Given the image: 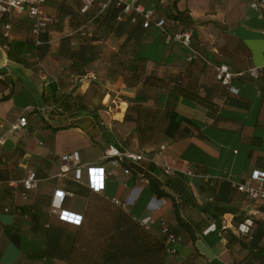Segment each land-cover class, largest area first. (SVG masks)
<instances>
[{
	"label": "crops",
	"instance_id": "0c3cea01",
	"mask_svg": "<svg viewBox=\"0 0 264 264\" xmlns=\"http://www.w3.org/2000/svg\"><path fill=\"white\" fill-rule=\"evenodd\" d=\"M175 1L177 10L191 20L193 48L203 60L190 61L191 50L167 46L161 62L138 63L139 80H131L132 72L119 67L123 39L116 35L95 44L97 60L88 70L97 74V82L74 75L64 79L62 61L53 56L30 68L11 61L0 43V137L7 139L0 145V264H18L23 258L45 264L47 235L41 229L58 223L52 212L57 190L72 195L62 209L83 216V242L77 244L74 259H53L51 264H98L93 245L100 238L90 229L93 220L98 223L105 217V208L122 211L131 223L156 237L163 222L176 229L173 201L158 198L149 185L158 182L170 192L162 170L165 165L184 177L199 205L219 195V204L232 210L213 220L180 205L186 222H204L203 230L213 224L216 229L208 234L196 230L194 240L181 233L177 243H166L167 256L169 249H176L179 264L190 258H195V264H250V251L241 245L237 232L238 224L248 218L255 221V230L262 224L259 248L264 250V203L251 202L233 186L254 171H264V77L254 80L247 74L251 68H264V18L251 9L249 0H140L160 12ZM56 3H49L46 11L56 14ZM67 4L73 5L70 0ZM12 19L9 41L24 40L28 19L23 14ZM3 23L0 39L7 31ZM169 28L183 30L174 22H169ZM68 35L72 48L78 50L81 40L73 29ZM129 62L130 58L124 66ZM219 65L246 73L232 81L238 93L217 80ZM148 77L154 83L146 88ZM139 94L147 95L148 101L136 103ZM55 98L62 99L57 108ZM21 116L28 119V127L10 135L11 125ZM109 147L143 154L145 161L114 169L104 159ZM72 152L80 155L81 181L74 179L76 166L60 175L61 157ZM149 165L153 171L146 169ZM93 166H105L110 173L100 194L87 185V169ZM139 168L147 171L145 177ZM30 171L36 173L37 186L24 199ZM115 199L121 206L114 204ZM19 208L32 210L41 229L33 230L30 217L16 212ZM10 229L18 230L20 247L7 237Z\"/></svg>",
	"mask_w": 264,
	"mask_h": 264
},
{
	"label": "trees",
	"instance_id": "16d2710c",
	"mask_svg": "<svg viewBox=\"0 0 264 264\" xmlns=\"http://www.w3.org/2000/svg\"><path fill=\"white\" fill-rule=\"evenodd\" d=\"M47 5L48 4L45 5L44 10L53 18V22L48 25L44 34L40 37L35 36L32 33L33 21L27 14H23L28 19V24L25 23L26 26L24 24L25 27L23 28L26 30L25 39L9 41L12 33V25L14 23V19H12L11 21L7 20L5 23H3L4 21H0V24L3 23L2 26L4 29H6L7 25L11 27L8 36H5L6 32H4V38L0 39V43L7 49L8 57L11 61L29 68L41 65L43 61L50 58V56L61 60L64 66L63 71L65 72L64 79H69L71 75L81 78L89 74L91 72L88 70L89 67L97 60L98 51L95 49V44L108 39L111 35H116L123 39L119 67L128 69L132 72L130 76L131 80L132 78L139 80L138 63H142L143 65L149 62L159 63L166 57L167 46H169L165 44L166 35L179 31H170L169 22H174L178 27H183V30L180 31L190 30L188 26L191 20L184 12L177 10V1L171 5V8L163 12H160L159 9L146 6V8L156 12L157 19H165L166 26L164 30H160L154 25L147 29L144 28L143 20L140 16L136 17L135 21H133V16H130L120 22L119 18L122 16L123 7H116L114 5L103 13H99L98 7L95 6L91 11L85 14L82 13V8L78 9L71 4H67V1L59 5L56 14L48 13L46 11ZM162 6L163 5H161V7ZM79 16H82L83 19L80 20ZM91 20L92 24L90 27L92 28V36H84L80 33V30ZM71 29L74 30V35L81 40V47L78 50L72 48L71 36L68 35ZM54 33L59 34L55 37ZM193 40L192 50H194ZM51 51L57 52L51 55ZM194 51L199 53L197 50ZM200 57L199 59H202V56ZM128 58H130V62L124 66V62H126ZM262 77H264V74L254 80H259ZM131 80L128 79L127 81H129V83H127L130 84ZM64 83L65 82L61 80V87L65 86ZM153 83L152 79L148 77L144 84L145 87L148 88L153 85ZM6 98L7 97H4L3 99ZM61 100L62 99L55 98L56 108ZM147 101L148 96L145 94H139L136 97V103L139 105ZM65 103L61 105L63 106ZM53 111L54 109L50 111V113ZM146 169L148 171H153L154 166L149 165ZM138 173L142 174V177H145L147 171L139 168ZM163 175L166 178L165 186L170 192L162 190L158 182L150 181L149 185L152 193L158 198H168L173 201L178 226L176 229H171V227L167 225L177 238L180 237L179 235L181 233H186L194 240V233L196 230H200L204 233L213 225L203 230L205 227L203 224L204 222L197 224L186 222L181 215L180 205L183 208L190 207L196 209L198 212L207 215L213 220L232 211L219 204L220 200H222L219 195L213 198L211 202L199 205L189 190L183 176H177V174L168 176L164 173ZM32 193L33 191L29 193V196H31ZM176 197L179 199V203ZM261 203H264V201ZM17 211L24 217L26 215L30 217L33 223V230L37 231L41 229L37 224L32 210L19 208L16 209V212ZM108 211L111 212V216L106 215ZM104 213L105 217H103L100 222L96 223L93 220V225L90 229V231L97 233L100 238V242H94L95 245H93V253L97 255L96 260L98 264H167L166 236L163 233V227L161 228L162 237H156L141 228L138 223H131L127 215L122 211L108 209L105 210ZM252 221L254 224L250 236L241 238L240 243L245 249L250 251V264H264V250L259 248L263 235L262 224H259L260 228L255 230V221L253 219ZM57 222L58 223L55 225H49L47 228L41 229L47 235L45 264H51L53 259H74L78 253L77 244L83 242L82 236H80V234L83 233L81 229L83 224L81 226H74L62 221L58 216ZM240 224H238V226ZM6 234L14 245L20 247L21 236L18 230L10 229L7 230ZM194 261L195 258L186 259L183 264H195ZM41 262H43V260L23 258L18 264H39Z\"/></svg>",
	"mask_w": 264,
	"mask_h": 264
},
{
	"label": "built area",
	"instance_id": "2783aa9c",
	"mask_svg": "<svg viewBox=\"0 0 264 264\" xmlns=\"http://www.w3.org/2000/svg\"><path fill=\"white\" fill-rule=\"evenodd\" d=\"M60 0H0V21L8 20L11 21L15 14H27L33 21L32 33L40 37L45 33L48 25L53 22V18L50 17L44 10L46 4L56 3ZM82 4V13L91 11L95 6L98 7L99 13H103L108 10L112 5L116 7H123L122 16L119 21H123L126 17L133 16V21L136 17L140 16L143 20V27L150 28L154 25L160 30H164L166 26L165 19H157L156 12L152 9L146 8V6L140 2V0H78ZM250 7L252 10L257 12L261 18H264V0H249ZM92 20L81 28L80 33L84 36H92V28L90 27ZM10 25L6 26V34L8 36ZM193 31L185 30L178 31L171 34H167L165 38L166 45H180L181 47L191 50V56L189 60L200 57V54L192 50ZM40 44V43H38ZM217 80L222 86L227 87L233 93L238 91L232 87V81L236 77H242L245 75L243 72H232L226 65H219L216 67ZM264 74V68L255 69L251 68L248 70V75L251 78L258 79ZM81 81L88 80L90 82H97L98 76L94 72L80 78ZM48 109L47 112H50ZM29 125L28 119L24 116L18 118V120L11 125L9 134L13 135L19 131L26 129ZM6 137H0V145L3 146L6 143ZM165 150V147H162ZM105 162L114 169L122 168L125 164L135 163L139 164L145 161L143 154L134 153L131 151H123L116 147H109L105 154ZM62 166L60 169V175L65 176L72 172L73 166H76L74 170V179L81 181L83 178V170L79 167L80 155L78 152H72L65 154L61 157ZM163 173L168 176L175 175L176 172L165 165L162 168ZM126 175L130 174L129 169H125ZM110 176L105 166H93L87 169V185L91 192L100 194L105 191L106 180ZM205 181H208V177H203ZM37 186L36 173L30 171L26 180L24 181L23 198L28 199L29 193L34 191ZM237 191L247 197L251 202L261 203L264 201V171H254L252 174L243 182L233 184ZM71 194L66 193L63 190H57L54 195V203L52 212L56 214L62 221L67 222L74 226H81L83 224V216L69 212L62 209V204L67 197H71ZM114 204L121 206L119 200L115 199ZM252 219H246L237 227L238 235L241 238H247L251 234L253 227ZM163 233L166 236V243L168 246L173 243H177L178 238L170 231L168 225L163 222ZM216 226L212 225L205 233L208 234L211 231H215ZM171 255H176V249H169Z\"/></svg>",
	"mask_w": 264,
	"mask_h": 264
},
{
	"label": "rangeland",
	"instance_id": "374dc122",
	"mask_svg": "<svg viewBox=\"0 0 264 264\" xmlns=\"http://www.w3.org/2000/svg\"><path fill=\"white\" fill-rule=\"evenodd\" d=\"M64 1H69V0H61L60 2H57L56 5L59 6ZM70 2H72V4H73L72 6H74V7L79 9V6L77 5L76 1L70 0ZM79 19L82 20L83 17L79 16ZM91 72H93V71H91ZM118 111H120V110H118ZM105 210H108V208L107 209L105 208ZM106 215L111 216V212H109V211L106 212ZM159 237H162V232L161 231H160ZM166 262H167V264H179L180 263V258L178 259L177 255L176 256L170 255V256L167 257Z\"/></svg>",
	"mask_w": 264,
	"mask_h": 264
}]
</instances>
